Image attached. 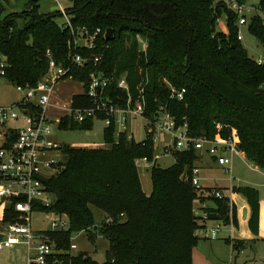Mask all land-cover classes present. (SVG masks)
<instances>
[{
  "label": "trees",
  "instance_id": "16d2710c",
  "mask_svg": "<svg viewBox=\"0 0 264 264\" xmlns=\"http://www.w3.org/2000/svg\"><path fill=\"white\" fill-rule=\"evenodd\" d=\"M66 13L74 28L113 30L111 39H100L87 56H101L98 66L72 70L73 80L86 84L90 75H125L131 102L143 106V117L152 120L164 110L176 125L187 126L190 136L210 141L232 140L239 153L264 169V62L257 63L237 41L236 17L215 0H66ZM243 2L245 0H239ZM38 0H27L26 10L2 16L0 5V53L6 58V79L17 85L36 83L46 69L45 52L65 62L67 29L55 22L60 16L38 13ZM264 16V0H258ZM224 16L226 33L217 29ZM29 22L20 28V20ZM20 29L19 35L17 31ZM247 32L264 50V24L257 14ZM139 40V41H138ZM184 89L181 100L171 89ZM108 95L125 106L127 95L115 88ZM72 107L89 106L83 96H74ZM92 121L80 124L66 118L61 130H88ZM114 127H106L104 149L62 145L59 170L44 180L52 197L49 211L68 221L66 231L47 233L54 242L49 264H191V250L198 228L191 213L193 201H211L209 221L231 220L237 224L236 205L226 197L216 198L221 188L191 185V169L198 160L194 149L174 151L167 168L152 164L151 192L142 191L136 161L153 162L154 145L149 137L141 142L122 133L117 140ZM246 200L250 232L259 234V199L254 188L232 187ZM106 218L95 225L91 208ZM102 235L108 242L103 263L69 251L70 234ZM245 241H232V249Z\"/></svg>",
  "mask_w": 264,
  "mask_h": 264
},
{
  "label": "built area",
  "instance_id": "2783aa9c",
  "mask_svg": "<svg viewBox=\"0 0 264 264\" xmlns=\"http://www.w3.org/2000/svg\"><path fill=\"white\" fill-rule=\"evenodd\" d=\"M53 1L62 19V24L59 26L62 30L67 29L70 35L65 62L56 61L52 53L47 50L46 69L40 79L34 84L17 85L6 79L7 63L4 55L0 53V85L11 86L20 94L18 101L9 104L0 102V207L2 208L0 250L22 246L28 254V264H49V257L55 247L47 233L68 229V221L65 217L49 211L53 200L44 185V180L56 173L63 161L62 145L54 140V132L61 130L59 124L65 118L77 124L100 119L105 127H114L115 140L122 133H126L128 139H133L132 133L130 130L127 131L126 126L130 119L138 118L147 124L145 139L149 137L153 145L158 142V135L166 134L171 138L167 146L174 151L194 149L198 153V159L206 156L210 162L224 168L229 174L231 168L227 156L231 158L233 154L239 153L230 139L210 141L190 136L187 126L185 124L177 126L167 111L159 110L151 121L145 119L142 114V104L138 101L131 102L125 75L117 77L114 73L108 75L95 73L90 75L86 84L74 81L72 70L100 64L101 56L91 57L79 51L95 50L100 39L107 40L105 30L101 31L100 28L90 30L84 26L74 28L70 16L66 13V7L62 6L60 0ZM248 1L215 0L236 17V39L240 42L242 41L240 27L247 28L252 17L258 14L264 24V16L258 11L257 3ZM262 62L263 59L257 61L259 64ZM65 81L78 83L81 91L75 96L85 97L90 101V105L72 107L71 100L68 105L57 103L54 99L58 95V85ZM112 85L122 93H126L125 106H120L116 102L118 98L114 100L109 97L108 90ZM184 92V89L172 88L171 97L181 100ZM48 110H59L62 113L54 119L48 115ZM84 131L88 132V130ZM54 151L59 157L57 160L50 156ZM199 173L200 168L193 166L190 181L198 191L202 188L199 183ZM212 195L216 198L226 197L230 218L232 204L236 205V210H241L237 200L232 197L231 189L227 194L215 191ZM196 202L199 203L198 206L205 208V201ZM208 210L210 209H204L205 221H209L206 219ZM36 214L45 217L48 227L33 228V216ZM226 225H232L231 220ZM196 231L199 237L214 239L219 227ZM74 249L76 246L70 243L69 251L72 252Z\"/></svg>",
  "mask_w": 264,
  "mask_h": 264
},
{
  "label": "rangeland",
  "instance_id": "374dc122",
  "mask_svg": "<svg viewBox=\"0 0 264 264\" xmlns=\"http://www.w3.org/2000/svg\"><path fill=\"white\" fill-rule=\"evenodd\" d=\"M63 7H69L66 0H60ZM249 3L256 4L258 0H249ZM0 5L3 9L2 16L10 13H19L26 10L27 0H0ZM38 13L46 14L58 11V7L53 0H38ZM29 22L28 19H21L19 27L22 28ZM58 25L62 24V19L55 18ZM217 29L221 32L226 30V21L224 16L218 19ZM240 34L242 36L241 44L247 52V55L255 60H264V50L258 44L256 39L252 37L245 26L240 27ZM57 103L62 104L76 95V92L81 91V86L74 82H63L58 85ZM75 93V94H74ZM20 99V94L11 86L0 85V102L9 104ZM62 111L48 110V115L56 119L61 115ZM105 126L102 120L95 119L90 131L84 130H56L54 132V140L60 145H68L78 148H96L104 149L107 145L103 141V133ZM127 131L130 130L135 142L145 140L147 124L145 121L130 119L126 126ZM115 130H113V133ZM114 135V134H113ZM170 136L166 134L158 135V142L153 146V162L137 160L136 166L139 175L142 191L145 195L151 192V182L149 171L154 163L160 168H167L174 163L172 156L174 150L167 145L170 141ZM54 151L50 154L51 158L57 160L59 157ZM230 161L231 174L227 173L225 169L219 168L216 164L211 170L202 169L199 173L200 185L218 184L221 186H230L240 188L249 187L260 188L264 194V169L255 167L249 160L243 158L239 153L227 156ZM201 159H198L194 166H200ZM199 168V167H198ZM231 176V178H230ZM232 192V197H234ZM196 201L192 202L191 213L194 217V222L198 227L196 230H210L218 226L219 232L214 239L209 237H199L198 231L194 235L197 237L195 245L191 250V264H264V240H252L254 236L248 227V222L241 219V211L236 225H224L221 222L205 221L203 214L204 209H213L214 204L211 201H205L202 208L198 206ZM228 206V205H227ZM95 225L98 226L106 218L105 214L94 207L91 208ZM2 208L0 207V215ZM43 221V223H42ZM48 227L47 221L43 215L36 214L33 216V228L37 229ZM245 241L242 248L232 249V241ZM70 243L76 246L72 251L73 255L83 254L85 257L103 263L108 251V242L100 234H93V239L88 238L86 232L71 233ZM28 254L22 246H16L11 249L0 250V264H28Z\"/></svg>",
  "mask_w": 264,
  "mask_h": 264
},
{
  "label": "crops",
  "instance_id": "0c3cea01",
  "mask_svg": "<svg viewBox=\"0 0 264 264\" xmlns=\"http://www.w3.org/2000/svg\"><path fill=\"white\" fill-rule=\"evenodd\" d=\"M58 92H60V91H58ZM76 94H77V92H76ZM56 98L54 99L55 101H57ZM70 100L63 102L62 105H68L70 103ZM239 154L241 156H243V158H246L243 153H239ZM213 165H214V163L210 162L206 156H203V158H201L200 166H198V167L200 168V170H202V169L211 170L213 168ZM219 168L224 169L222 167H219ZM232 187L233 186L231 184H230V186H221V185H218L216 183L211 184V185H202V188H221V189H223V191H222L223 194H227L228 191ZM257 189H258L257 193H258V199H259V222H258L259 234H258V236H251L252 237L251 239L252 240H256V241L264 240V194H262L260 188H257ZM233 198L235 200H237L239 203H241L246 208V219L243 220V221H247L248 218H249V215H250V210H249V206H248L246 200L244 199L243 196H241L239 194H234ZM240 211H241L240 209L236 210L237 223H238V218H239ZM245 243H247V242H245Z\"/></svg>",
  "mask_w": 264,
  "mask_h": 264
},
{
  "label": "water",
  "instance_id": "95a60500",
  "mask_svg": "<svg viewBox=\"0 0 264 264\" xmlns=\"http://www.w3.org/2000/svg\"><path fill=\"white\" fill-rule=\"evenodd\" d=\"M20 29H18L17 31V35H19L20 33ZM105 37L106 39H111L113 37V30L112 29H106L105 30ZM4 60L6 61V58H4ZM237 205L241 208V219L242 220H245L246 219V208L237 201ZM0 239H1V236H0Z\"/></svg>",
  "mask_w": 264,
  "mask_h": 264
}]
</instances>
